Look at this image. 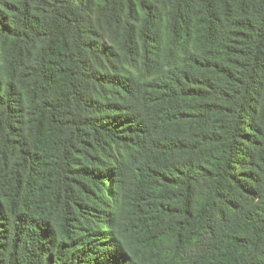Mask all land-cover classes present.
<instances>
[{
	"label": "trees",
	"instance_id": "16d2710c",
	"mask_svg": "<svg viewBox=\"0 0 264 264\" xmlns=\"http://www.w3.org/2000/svg\"><path fill=\"white\" fill-rule=\"evenodd\" d=\"M0 264H264V0H0Z\"/></svg>",
	"mask_w": 264,
	"mask_h": 264
}]
</instances>
